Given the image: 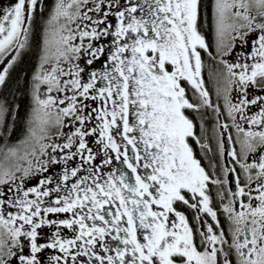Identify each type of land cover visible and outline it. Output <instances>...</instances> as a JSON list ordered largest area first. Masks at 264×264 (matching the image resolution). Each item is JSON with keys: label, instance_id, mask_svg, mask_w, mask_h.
<instances>
[{"label": "snow or ice", "instance_id": "1", "mask_svg": "<svg viewBox=\"0 0 264 264\" xmlns=\"http://www.w3.org/2000/svg\"><path fill=\"white\" fill-rule=\"evenodd\" d=\"M43 5L0 3V56L26 47ZM202 18L201 0H55L33 76L27 135L15 146H0V264H44L46 250L58 253L48 264H264V154L242 163L235 149L228 153L245 184L237 175L235 190L220 193L221 200L230 197L223 206L231 222L226 236L209 185L228 181L213 179L196 158L190 140L208 145L186 115L213 107L202 76L204 55L229 56L237 41L250 46L233 63L220 60L226 90L235 86L238 97L234 103L226 96L225 108L243 137V160L257 147L264 152V95L249 99L250 88L264 92V0H214L215 56ZM103 38L110 43H95ZM3 63L0 86L12 67ZM188 87L199 103L190 101ZM251 106L259 111L248 115ZM213 111L219 114V106ZM5 112L0 104V126ZM218 127L223 155L230 125ZM114 161L126 170L110 168ZM56 165L63 166L60 175H47ZM222 171L227 177L236 169ZM36 175V184L26 187ZM181 204L197 220L201 213L211 217L219 231L207 224L198 246L188 218L177 210ZM63 229L73 236H63Z\"/></svg>", "mask_w": 264, "mask_h": 264}, {"label": "flooded vegetation", "instance_id": "2", "mask_svg": "<svg viewBox=\"0 0 264 264\" xmlns=\"http://www.w3.org/2000/svg\"><path fill=\"white\" fill-rule=\"evenodd\" d=\"M205 1V0H204ZM210 2L211 5V9L213 10V3L214 0H208ZM203 2V0H201V3ZM202 31L203 34L205 35L206 39L208 40V42L210 43V45H212V51L213 54L215 56L216 53V45H215V36H214V18L213 16L210 17L209 19L204 17L202 18ZM254 37H249V43L251 41V39ZM102 43V42H101ZM110 43V41H109ZM237 46L236 48L233 50V53L229 56H226L228 58L225 57H221V56H215V59L209 58L207 55H204V67L202 70V76L204 79V87L208 90L209 92V96L210 99L212 101V105L213 107L211 108H205V107H201L199 109V111H193L191 109L186 110V115H188L189 119L193 120V123L195 125V131L198 137H200L201 139V143L202 144H206L208 145V148H210V143H209V139L208 136L210 133L216 132L217 133V128L215 125V118L213 113H215V115L218 117L220 123H228L230 125L229 129L227 130V132L224 133L223 136V140H224V152L223 155H221V152L219 150V162L221 163L222 169L223 167H228V168H235L236 172L235 173H229L227 177H225L222 169L220 171H217L216 168H214L212 166L213 161H216V157L213 153H211L212 150L210 151V154L207 153V149H204L200 146V144L195 143V141L190 140V143L192 144V147L194 149V153L196 155V158L199 159L201 161L202 166L205 168L206 171L209 172V174L213 177V179L215 178H220L222 180L227 179V183L224 184L222 187L218 186V185H209V195L211 197V206L213 207V209L217 212V219L219 220V229H223L226 236L228 235L230 228H231V222L228 219V214L225 213L223 211V206L224 204H227L229 202L230 197L225 195V198L223 200H221L220 198V193L224 192L227 188H232L233 190H235V184L233 183V180L235 178V176H239L240 177V181H241V185L243 186L245 184V176L244 173L242 171V169L240 168V165L236 162V160L232 159V157L228 154L230 150L235 149V151L237 152L238 157H240L241 162L244 163H251L253 161H259V157L260 155L264 154V152H262L260 147H257L255 152L249 153L248 154V159L247 161L243 160V157L241 156V143L240 141L243 139L242 136H238L236 130L234 127H231L232 121L231 119L227 116V112H226V108H225V97L228 96L233 102H237V92L235 90V86L231 87V90H226L229 89V85L226 79V70L224 69L223 65L220 63L221 59H227L230 63H233L236 61V53L244 51V52H250V46L249 47H245L242 48L240 46L239 41L236 42ZM15 55V53L13 54V56ZM12 56V51L6 55V57L4 58L3 61H8L10 63L13 64L11 58ZM211 61L213 62L215 68L218 70L219 73H217L220 77L219 78H215L214 76H212V68H211ZM98 65V64H97ZM7 63H3L0 62V67H7ZM254 95H264V92H260L258 90L249 89V99L252 98V96ZM188 96L191 102L193 103H199V99L197 94H195L190 87H188ZM216 106H219L220 108V113H216L213 111V108H215ZM259 111V107L258 106H251L248 109V115H252L255 114ZM206 113H212L213 115V120L211 125L214 127L213 131H209L207 130V128L205 127V123L203 122L204 118H206L207 114ZM30 119L31 116L29 118V121L27 123H25V128L24 131L22 132L21 135H26L28 128L30 126ZM239 123L242 124L243 127L247 128L248 125L243 123L242 121H239ZM1 130H3V128H1ZM54 130V129H53ZM254 130H258V129H254ZM55 131V130H54ZM53 131V133H54ZM64 132H68V130H64ZM222 129H218L219 132V138L220 137V132H222ZM231 136V141L228 140V136ZM20 139V138H18ZM93 138H89V142H90V146L93 147L94 151L96 150V145L92 143ZM57 143L62 142L61 139H56ZM99 159V158H98ZM79 163V159L77 158L74 161L70 162V165H75ZM62 165H56V166H52L49 169V172L47 173V175H51L53 173H55L56 175H60L61 171H62ZM110 168H115V169H119V170H126V166L123 165L121 162L119 161H114L113 164L110 166ZM109 169H105V171H108ZM255 171V170H254ZM19 176V173L17 174ZM39 178V175L33 176L31 178H29L26 181V187L27 186H34L37 182ZM252 188H255V182H253L252 184ZM253 195H256L255 192H253ZM246 200V198H245ZM253 203L255 204V201H253ZM177 210L183 212L186 217L188 218V222L189 225L193 228V232H194V236H195V240L199 246L201 237H200V232L201 231H206V225L207 224H212L214 226V231H219V229H217L215 227V221H213L211 219V217L205 215V214H199L201 216L200 220H197L195 217L197 215V213L190 208H187L184 205H177ZM70 217V214H62L60 218H67ZM53 219H55L56 217H51ZM45 233H48L50 230L45 227L44 229ZM62 235L67 237V238H71L73 236V232L72 230L69 229H63L62 230ZM108 240V242L110 244L114 243L110 240V238H106ZM228 239L231 240V237L228 236ZM25 243V247L23 249V254L27 255L29 254L30 249L27 246V242ZM201 250H203L201 248ZM227 250V249H226ZM54 254H58L55 252V250H46L43 253L42 259L44 261V264H48V258L51 255ZM233 260H235V256L233 255ZM87 259V258H84ZM18 264V262H17Z\"/></svg>", "mask_w": 264, "mask_h": 264}, {"label": "trees", "instance_id": "3", "mask_svg": "<svg viewBox=\"0 0 264 264\" xmlns=\"http://www.w3.org/2000/svg\"><path fill=\"white\" fill-rule=\"evenodd\" d=\"M55 0H44L42 11L39 12L31 28L29 35V42L24 49L19 51L15 62L9 69L8 76L6 78L5 85L0 86V104L6 108L4 123L2 125L3 131L9 133V141L18 140V137L22 134L25 128V123L29 121L32 113L33 106V76L36 73L41 51L45 21L47 20L49 13L51 12L53 3ZM203 16L206 18L212 17V9L208 0L202 2ZM212 76L219 78L218 70L215 68L211 61ZM204 119L205 127L209 131H213L211 125L214 115V122L217 128V133H210L208 136L210 148L207 149V153L215 155L216 161H213L212 166L220 171L222 169L219 162V132L218 125L220 123L215 113H206ZM1 138V137H0Z\"/></svg>", "mask_w": 264, "mask_h": 264}, {"label": "rangeland", "instance_id": "4", "mask_svg": "<svg viewBox=\"0 0 264 264\" xmlns=\"http://www.w3.org/2000/svg\"><path fill=\"white\" fill-rule=\"evenodd\" d=\"M13 2H14V0H13ZM0 3H3V4H7L8 3V0H0ZM54 3H55V1H54ZM54 3H53V5H54ZM53 7V6H52ZM52 10V9H51ZM212 15H213V10H212ZM48 19V18H47ZM44 32H45V27H44ZM43 40H44V34H43ZM109 41H110V38H103L101 41H98V42H95V43H109ZM42 49H43V42H42ZM21 50V49H20ZM20 50H17L15 47H13V48H10L9 50H8V52L5 54V55H3V56H0V62H3V60H4V58L6 57V55L7 54H9L11 51H12V56H13V54L15 53V57H17V52H19ZM41 55H42V51H41ZM41 55H40V57H41ZM225 58H228V57H225ZM39 64H40V59H39V63H38V67H37V70H36V72L39 70ZM81 66L83 67V62H81ZM97 67H99V64L97 65ZM4 67H0V70H2ZM85 76H86V74H85ZM43 92H44V87L42 86L41 87V95L43 96ZM235 103V102H234ZM33 108H34V100H33V106H32V111H33ZM31 117H32V113H31ZM30 121H31V119H30ZM3 123H4V121H3ZM65 123L67 124V120L65 121ZM1 128H2V126H0V146H8V147H11V146H15V145H17L20 141H22L25 137H26V135H20L18 138H20V139H18V140H14V139H12L13 141H9L8 140V138L10 139V137H9V133L6 131H3V130H1ZM68 130V132L70 131V130H72V129H70L69 127H65L64 128V130ZM54 131V130H53ZM53 139H55V141H56V138H55V136H53ZM49 142H52L51 140L49 141ZM57 142V141H56Z\"/></svg>", "mask_w": 264, "mask_h": 264}]
</instances>
